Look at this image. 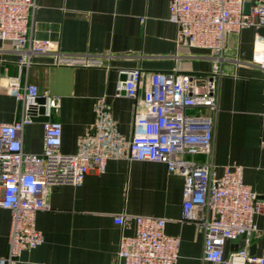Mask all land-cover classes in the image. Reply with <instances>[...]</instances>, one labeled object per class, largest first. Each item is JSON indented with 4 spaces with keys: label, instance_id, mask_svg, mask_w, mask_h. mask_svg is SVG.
<instances>
[{
    "label": "crops",
    "instance_id": "crops-1",
    "mask_svg": "<svg viewBox=\"0 0 264 264\" xmlns=\"http://www.w3.org/2000/svg\"><path fill=\"white\" fill-rule=\"evenodd\" d=\"M32 35L51 42L52 52L35 54L23 67L20 54L0 40V121L21 118L22 102L2 88L4 77H21L48 91L47 112L62 123L64 153H75L81 137L93 126L101 98L112 106L119 130L133 136L134 112L153 72L178 70L204 74L213 70L208 49L176 45V24L170 19V0H36ZM264 3V0H256ZM264 32L248 28L229 37L221 61L219 112L213 144L216 174L226 166H244L245 183L264 200ZM100 58L98 66L55 63L54 53ZM143 73L138 98L129 97L122 82L134 70ZM60 106L52 107V98ZM190 113L203 112L189 108ZM42 122L33 121L24 131V149L41 153ZM204 162L203 154L190 156ZM185 178L170 172L167 164L150 160L111 159L107 170H91L79 186L53 189L49 210L37 214L44 242L24 250L18 264H124L118 256L123 234L133 235L136 224L115 222L120 214L162 217L166 232L181 238L177 264H216L204 260V232L183 221ZM258 233L249 251L264 257V212L256 218ZM11 213L0 208V258L8 254ZM243 237L228 240L224 254L242 248ZM260 264V263H254Z\"/></svg>",
    "mask_w": 264,
    "mask_h": 264
},
{
    "label": "built area",
    "instance_id": "built-area-1",
    "mask_svg": "<svg viewBox=\"0 0 264 264\" xmlns=\"http://www.w3.org/2000/svg\"><path fill=\"white\" fill-rule=\"evenodd\" d=\"M250 4L249 12L246 5ZM36 0H0V40L9 42L20 54V64H32L35 54L52 52L51 42L32 35ZM170 19L176 24V45L208 49L213 70L199 75L178 70L151 74L146 92L134 112L135 132L121 133L112 106L101 98L93 126L84 134L75 153L62 151L63 127L51 118L43 122L41 153L24 149V131L34 116L31 104L37 97H51L37 84L7 76L1 85L22 102L21 118L0 121V208L11 213L8 254L0 264H18L24 250L44 242L37 228V214L49 210L48 196L62 186L81 185L95 170L104 173L111 159L150 160L167 164L170 172L185 178L183 221L193 222L204 232V260L216 264H264V257L252 255L249 247L258 233L256 218L264 212L261 200L244 181V166L229 165L216 174L213 144L219 112L221 61L229 37L244 29L264 27V3L256 0H170ZM264 41V39L260 40ZM55 63L67 66H98L100 58L57 51ZM264 65V63H262ZM142 71L134 70L122 82L119 92L138 98ZM52 107L60 106L52 98ZM189 108L203 112L190 113ZM264 125V107L261 113ZM206 155L204 162L189 158ZM136 224L133 235L123 234L118 256L124 264H177L181 238L166 232L162 217L120 214L115 222ZM243 237L245 245L224 254L228 240Z\"/></svg>",
    "mask_w": 264,
    "mask_h": 264
},
{
    "label": "water",
    "instance_id": "water-1",
    "mask_svg": "<svg viewBox=\"0 0 264 264\" xmlns=\"http://www.w3.org/2000/svg\"><path fill=\"white\" fill-rule=\"evenodd\" d=\"M249 9H250V4H247L246 12H249ZM259 28H261L262 32H264V27H259ZM47 107H48V99L46 97H37L34 100V104H31V110L33 113L38 111L40 113V116H34L33 121L42 122V123L48 121L50 119V116L46 115Z\"/></svg>",
    "mask_w": 264,
    "mask_h": 264
}]
</instances>
